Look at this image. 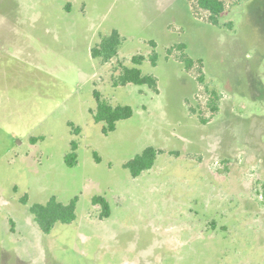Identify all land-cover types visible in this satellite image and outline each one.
<instances>
[{
	"label": "rangeland",
	"instance_id": "374dc122",
	"mask_svg": "<svg viewBox=\"0 0 264 264\" xmlns=\"http://www.w3.org/2000/svg\"><path fill=\"white\" fill-rule=\"evenodd\" d=\"M224 2L216 26L195 0H0V264H264V0ZM113 29L127 66L156 42V65L138 67L157 93L112 86L111 63L92 58ZM178 42L203 83L166 58ZM94 89L132 116L104 134ZM147 146L163 152L132 177L123 164ZM51 196L77 197L76 217L43 233L29 206Z\"/></svg>",
	"mask_w": 264,
	"mask_h": 264
},
{
	"label": "trees",
	"instance_id": "16d2710c",
	"mask_svg": "<svg viewBox=\"0 0 264 264\" xmlns=\"http://www.w3.org/2000/svg\"><path fill=\"white\" fill-rule=\"evenodd\" d=\"M260 1V0H259ZM257 0V2H259ZM262 1V0H261ZM195 5L198 9L207 12L206 20L216 26H221L220 15L225 9L224 0H195ZM230 25H228L229 27ZM123 38L119 32L115 29L106 34H100L98 41L91 46L90 54L92 58L98 59L101 64L111 63L110 68V81L112 86L126 85L128 83L135 85H145L151 91L157 93V78L152 74H144L138 67L143 61L148 60L151 65H156L158 60V54L155 51L156 42L150 40L148 43L153 48L148 56L143 54H135L130 58L131 66H127L124 60L119 57V48L122 44ZM175 51V52H174ZM177 51V52H176ZM166 58L174 57L180 61L184 69L189 71L193 67H196L198 71V80L203 83V71L202 60L197 58L193 59L186 53V44L178 42L165 49ZM199 64V66H196ZM205 91L208 93L207 107L211 111V116L214 117L218 111V103L221 98L218 91L214 88H208L205 85ZM93 96L95 98V107L90 109L89 112L95 122H101L102 132L104 134L113 131L116 127V123L119 120L127 119L132 116V107L128 104H116L104 100L97 89L93 90ZM192 115L198 114L194 108L187 105ZM201 123H206L208 118H202L197 116ZM71 126V131L74 134L80 132L78 126H74L72 123H68ZM77 140L72 139L70 141V150L64 156V162L67 166L71 167L76 163L77 158ZM163 152L162 149L155 148L153 146L145 147L140 153L136 154L133 158L127 160L123 166L129 170L132 177L138 176L143 171L150 169L156 159V156ZM259 188L257 192L262 197L261 202H264V179L259 180ZM23 204L27 203V195H24L21 199ZM77 197L70 199L68 202L63 203L55 196H51L45 203H33L29 206V211L33 216L35 223L40 231L48 233L56 223H70L75 217ZM93 205L99 206V218H106L110 215V205L108 200L101 195H94L91 199Z\"/></svg>",
	"mask_w": 264,
	"mask_h": 264
}]
</instances>
